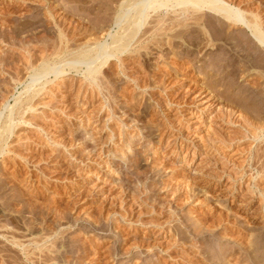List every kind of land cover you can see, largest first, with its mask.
<instances>
[{"label":"rangeland","instance_id":"1","mask_svg":"<svg viewBox=\"0 0 264 264\" xmlns=\"http://www.w3.org/2000/svg\"><path fill=\"white\" fill-rule=\"evenodd\" d=\"M113 2L0 0L1 128L32 91L54 80L46 84L47 92L34 99L36 110L26 114L35 126L18 128L5 147L8 153L0 155V264H31L26 252L38 260L50 254L48 250L66 256L57 264H66L65 260L75 264L79 256L82 264H203L200 258L204 255L196 253L193 243L197 220L206 227L212 219L224 216L234 234L248 226L246 212L253 208L251 213H259L261 197L250 185L264 182L261 174L260 180L252 179L264 165V133L259 140L246 138L232 147L220 142L222 137L228 143L240 138L242 134L237 133H243L244 125L258 122L264 128V110L249 113L247 107L233 104L237 98L246 104L255 101L252 92L256 85L251 80L264 78V71L246 72V80L239 79V86L225 94L233 101L221 99L220 104V96L213 97L223 88L219 84L213 97L208 95L214 79L210 67L202 68L212 47L206 45V38L197 41L187 35L175 39L173 50L165 42L162 50L151 44L144 48L146 52L135 44L144 56L133 53L123 55L121 61H109L106 68L111 76L100 82L105 84V92L95 98L85 77L87 64L71 60L85 47L112 43L124 23L121 9ZM233 2L264 17V2L260 0ZM210 16H204L208 25L203 20L207 31ZM148 25L151 28L152 24ZM244 30L253 39L243 26L231 27L227 34L236 38ZM62 32L65 40L60 37ZM59 37L70 46H66L64 56L54 55L49 62L66 73L56 79L51 72L33 86L32 78L43 66L42 50L48 47L52 54L61 48ZM40 39L45 40L41 43ZM256 44L262 55L264 47ZM29 86L34 89L26 93ZM201 99L204 101L198 102ZM212 103L216 105L203 116H190L196 107L208 110ZM242 122L244 125L239 124ZM39 127L44 132H38ZM131 134L135 139L125 140ZM27 142L29 150L23 147ZM139 149L143 153L138 168L145 172L143 176L133 175L127 161ZM256 152L262 166L261 162L257 167L249 166L245 158ZM250 224L248 227L254 229L264 226L263 220ZM206 231L201 237L202 248L207 250L208 246L212 254L218 247L216 253L221 251V246L238 248L237 234L225 237L221 228ZM13 235L22 247L13 241ZM258 256V263L264 264V245Z\"/></svg>","mask_w":264,"mask_h":264},{"label":"bare ground","instance_id":"2","mask_svg":"<svg viewBox=\"0 0 264 264\" xmlns=\"http://www.w3.org/2000/svg\"><path fill=\"white\" fill-rule=\"evenodd\" d=\"M260 1L264 2V0H260ZM113 3H115L119 9H121L120 11L122 12V17H123V19L124 18L125 19H124V21H123V19L121 20L124 23L120 26V31H118V33L115 36H113L112 43L111 44L107 43L108 44L107 45V44H103L102 42H98V43H95V44H97L96 45L97 48L92 47V49H90L88 47L89 48L88 49L85 47L84 50L87 49L85 51L82 49L81 50L77 49L78 51H80L78 53H81V55L76 54L75 56L78 55L77 58L74 60V58L72 57L73 61L71 60L72 63L73 62L78 63V62L82 61L81 63L87 64L88 68H87V72H86L85 77H86L88 84L90 85L89 87H91V89H92L91 95H93L95 98L98 97L99 95H102L103 92H105V89L103 87L105 84L102 86L100 84V82H101V80H104L105 78H109L111 76L110 72H108V70L106 68L107 64L110 63L109 61H112V59H118V61L119 60L121 61L123 55L129 56V55H132L133 53H136L137 55H139V54H141V51H140L141 48H143V49L146 48V50H147V48L150 47L149 45H151V44L153 45V47L156 46L157 50H160V49L162 50L163 46H165V45H169V47H170L169 49L173 50L174 48H172V46L176 45L175 39L176 38L178 39V37L183 38L184 36H187V35L193 36L194 39L196 38L195 40H197V41L206 38V41H207L206 45H209L212 47V50H211L212 53L210 54L208 60H206V63L202 64V68L210 67L211 78L214 79L213 83L211 84V88H210L211 93L208 95L212 96L214 89L215 88L217 89V86L219 84H220V86H222L223 89L219 91V95L216 92L214 97L212 96L213 99L220 96L218 101H217L220 104H223L222 102H220L221 99H225L224 100L225 102L228 100H231V99H226L227 96H225V94H226L227 90L231 87L239 86V83H237V81L241 78L244 79L246 72L249 73L250 71H255L258 69L259 70L262 69L264 71V52H262V55H261V53L256 51L257 50L256 42H258L262 47H264V19H263L264 17L262 16V14H260V12H253V11L252 12H246L240 6L236 5L233 2V0H126V1L125 0H114ZM117 7H116V9H117ZM152 12H154L156 14L155 16L153 15L154 17L151 15ZM205 15H209V16L211 15L210 18L212 19V21H210L211 23L209 24L211 26L209 31L206 30V27L208 24L204 20ZM151 16L153 19L155 18L156 20L152 21L151 20L152 18L149 20V18ZM183 16H185V17H183ZM203 20L207 25L205 23H203ZM207 22H209V21H207ZM119 24H121V23H118V25ZM148 24H152L153 26L151 25V28H150L149 27L150 25H148ZM240 26H243L246 29H248L252 33L253 39L245 34V30L242 31L243 33L240 34V36L238 35L236 38L229 37V34H227L228 29H231V27H233V28L239 27L240 28ZM148 28H150V29H148ZM40 34H41V32H40ZM60 34H62V36H60V37L62 39H64L63 38V32ZM195 34H196V36H195ZM69 35H71V34H69ZM164 35H166L167 36L166 38H169V39L165 40V38L162 37ZM42 36H43V34H42ZM49 37H52V36L49 35ZM26 38H27V36H26ZM34 38L36 39V37H34ZM43 38H45V37L43 36ZM47 38H45V39L47 40ZM61 38L59 39L60 41L58 40L60 42L59 46L61 45V48L57 49V51L56 50L53 51V49H54L53 48L52 54H49V51H48L49 49H47L48 47H46V48L44 47V50H42L44 52V53L42 52V54H43V56H45L42 60V63H41L43 65V66H41L43 69L41 71L40 70L41 67L39 66L40 71L39 70L37 71L39 73L36 72L38 75L36 73L34 74V76L32 78L33 79V81H32L33 86L36 85L37 81H39L43 76L51 74V72L52 73L54 72L56 79L61 78V75L66 73L65 70L57 71L58 69L56 70V68H53L49 62L52 60L51 57H53L54 55H56L58 57L63 55L65 53V48L70 46V45H66L65 41L62 42ZM230 38H231V40H230ZM41 39L38 41L41 42L42 41ZM45 39H43V41ZM27 41L28 42L30 41L29 38ZM27 41H26V43H25V41H22V42H24V44H29L30 42L28 43ZM33 42H31V43H33ZM61 42H62V44H61ZM69 42L67 40V43H69ZM164 42H165V45H164ZM35 43H36V41H35ZM135 44L139 45L141 48H138V50H137L136 49L137 46ZM39 45H40V43H39ZM63 45H64V47L62 48ZM134 45H135V50H133ZM206 45H204V46H206ZM214 47H216V51H215ZM94 48H95V50H94ZM32 49H34V48H32ZM146 50L144 49L143 51L146 52ZM201 50H202V48H201ZM69 51H71V50H69ZM69 51L67 50V52H69ZM30 52H32V51H30ZM71 52H73V51H71ZM148 53H149V51H148ZM151 53H149V54L151 55ZM159 53H161V51H159ZM159 53H157V55ZM29 55H28V57L30 58L32 55L31 56H29ZM143 56H144V54H143ZM3 59H2V61H4V63H5V58H3ZM26 59L28 60L27 57H26ZM34 63H32V64L34 65ZM59 63H61V61ZM72 63L71 64L68 63V65L69 66L74 65ZM27 66H29V68H30V65L27 64ZM0 70H2V69H0ZM40 72H41V75H39ZM244 80H246V79H244ZM252 80H255V78ZM252 80H251V82H253V84L255 83L254 85H256V88L253 89V92H252V95L255 98L254 99L255 101L250 103V104L249 103L248 104L243 103L242 102L243 100L241 101V99H239V98H237L238 100H234V101L231 100V101H233L234 102L233 104H235L236 106H239V107L244 106L245 109L247 107L248 109H250L248 111L249 113H250V111H252V113L257 114L256 111L264 110V78H261L260 80H255L257 82L252 81ZM52 82H54V80H48V81H46V83L41 85L40 89H38V90L35 89L34 91H32L34 89L33 86H29L26 88V91H25L26 93H30V91H32L33 94L32 93L29 94V96L24 101H22L20 103L21 104V105H19L20 107L17 106L18 108H16V109L13 108L14 110H12L9 117H7V121H6L5 126L3 128H1V126H0V155H2L4 153H8V149L5 150V147L10 145V144L8 145L9 139L11 138V136H14L15 134H17L18 131H20L21 127L24 128L25 125L26 126L29 125V127L35 126V124L33 122H31L30 120L27 119L26 114L28 115L30 112H34L36 110V107H34L35 104L33 105L34 99H36L43 91H46V84H51ZM208 91H209V88H208ZM78 97H80V96H78ZM212 97H209V98L211 99ZM206 98H208V97L205 96L203 99L205 100ZM203 99H201L198 102L204 101ZM106 100H108V99H106ZM17 101H19V100H17ZM225 102H224V104H225ZM206 103L207 102L199 104V105L202 106V105H205ZM215 105H216L215 103H212L211 106H209L208 110H207V108H206V110H203L199 107H196L195 110H192L190 112V116L193 118L194 115H198L201 113H202L201 116H203V114H205V111H210V109L213 108ZM220 109L221 108H219L218 110H220ZM252 113H251V115H254ZM109 115H111V114H109ZM109 115H107L108 116L107 118H110ZM227 117L229 118V116H227ZM230 117H231V115H230ZM108 120L109 119H107V121ZM109 121H111V120H109ZM87 123L89 124L88 120H87ZM257 123L256 124L253 123L250 126L249 125L245 126L243 124V122L239 123L241 125H244V131H243V133H240L237 131L239 133V134L237 133V135L242 134V136H240V138L238 136L237 138H235L231 142L229 141L230 140L229 139L228 140L229 143L226 140H223V137H222V141L220 143H222L223 146L226 145L225 147H232L234 144H236L242 140H245L246 138L259 140L260 138L263 137L262 135L264 133V128L259 127L257 125ZM18 128H19V130L16 132V130ZM37 130H38V132L40 130V133H41L43 128L41 129L39 127V129L37 128ZM42 132H44V130ZM45 132H47V131H45ZM237 135L235 134L234 136H237ZM32 137H33V139H35L34 138L35 136H32ZM133 137H134L133 134H131V135L127 136L125 140H130L131 138L133 139ZM138 137H141V133L138 134ZM134 139H135V137H134ZM219 139H220V137H219ZM27 140H30V139L27 138ZM128 143H127V145L129 146V148L133 149V146L131 144H128ZM131 143H133V142H131ZM56 145H58V144H56ZM31 146H32V144H31ZM23 147L26 148L27 150H29L30 149V143L27 142V143L23 144ZM64 148L66 149L67 147L64 146ZM149 151L153 152L152 148ZM141 153H143L141 150L136 151V152L133 151L132 155H130L128 157L127 161L129 164V169H131V171L134 173L133 175L143 176L142 174L145 173L142 171V169L140 170L138 168ZM99 156H100V154H99ZM4 161H6L5 158H4ZM245 161H247V163H249V166L257 167L258 166L257 164H260V162H261V157L257 154V152L254 155H253V153H250L245 158ZM261 166H262V162H261ZM256 169L259 170V168H256ZM260 174H261V177H260ZM233 176H235V175H233ZM252 176H253V178H252ZM252 176H251V178L253 179V181L257 180V178H259V177L261 179L264 178V165L261 168L258 177H255L254 174ZM241 178H242V176H241ZM260 178H259V180H260ZM252 185L254 186V190H253L254 192L253 193L260 196L261 198L258 200V202L260 203L259 213L255 212V211L253 213H251V210L253 208L251 210H249L248 212H246V215L249 218V220L246 221L245 224H248L249 227H251L250 223H255L257 220H263V222H264V182L261 183V181H259L257 183L251 184L250 186L252 187ZM245 203H247V202H245ZM223 217H220L218 219H212L211 225L210 226L207 225L208 227L207 226L205 227V225L203 226V222L201 221V219L197 220L195 222V225L193 227L194 247L197 250L196 253L198 255H204V257H202V258H200V256H198V258L202 259L203 264H259L258 263L259 262L258 251H259V248L263 247V245H264V226L262 228L260 227V229H259V225H257L258 226L257 227L258 230H257V228H255V229L253 227L249 228L248 226L244 225L245 227L242 229L243 231L237 230L238 233L233 234V232H231L232 230L228 227V225H226V220L228 221V218L224 217L225 219H223ZM251 221H253V222H251ZM228 223H230V222H227V224ZM255 226L256 225H254V227ZM218 228L219 229L221 228L222 231L224 230L222 234H223V236L227 235L225 237H228L230 234L232 235L231 237H233L235 234H237L235 242L238 245V248L235 247L234 249L230 248V250H228V249H224L221 246V251H218L220 253L219 255H215V254H218V252L216 253V250H218L220 247H218V249L216 248V250L214 249L215 251L212 250V251H214L213 252L214 254H212V252L210 251L211 249L210 250L208 249V246H206V248L209 251L202 248L203 247V244L201 242L203 240L202 236L205 232L207 233L206 230H208V232H214V230H216ZM255 231L257 232L256 234H255ZM225 232H226V234L224 235ZM222 234H221V236H222ZM217 235H219V234H217ZM204 236H205V234H204ZM221 236H220V239L221 238L223 239L224 237H221ZM12 238H13V241L16 240L18 246H20V247L23 246L22 243H20L17 240L18 237L13 235ZM49 248L51 249V247H49ZM210 248H212V245ZM48 251H50V254H48L44 257L42 256L38 260H35V258L30 257L29 253H27V252L25 254L28 255V257L27 256L26 257L28 258V261L31 264H57V263H61L62 260L66 259V256H63L61 254H57V252H54L52 250H48ZM41 254H43V253H41ZM75 259H76L75 264H82V262H80V259H81L80 256L75 258ZM65 263L70 264V262H68L66 260H65ZM197 263H198V261H197ZM198 264H201V263H198Z\"/></svg>","mask_w":264,"mask_h":264}]
</instances>
